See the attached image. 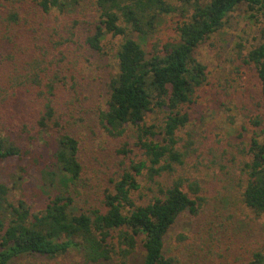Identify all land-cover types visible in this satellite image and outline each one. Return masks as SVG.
<instances>
[{"label": "trees", "instance_id": "16d2710c", "mask_svg": "<svg viewBox=\"0 0 264 264\" xmlns=\"http://www.w3.org/2000/svg\"><path fill=\"white\" fill-rule=\"evenodd\" d=\"M5 1L8 5L0 17V27L20 26L24 21L23 0ZM82 1L91 2L98 16L94 33L84 40L90 51L101 53L109 35L122 39L116 52L117 72L107 82L108 97L100 111V124L113 137L123 136L132 127L143 157L136 160L130 145L123 147L120 153L128 158L129 164L118 178L110 181L100 207L75 212V199L65 187L67 182L77 183L81 179L83 166L78 140L59 128L54 106L59 77L44 83L45 70L40 62L36 63L37 59L26 67H16L10 76V87L0 86V112L8 90L22 93L43 88L39 96L44 104L34 126L35 135L28 136L31 140L28 143L22 144L18 141L20 137L11 140L0 129V162L12 159L24 162L29 158L14 175L12 187L0 182V264H11L27 256L56 258L74 250L81 252L89 264H133L140 249L141 264H181L165 254V237L183 213L197 214L204 199L198 195L201 188L196 181L175 178L164 185L161 178L175 174L176 168L187 159V153L178 149V132L190 123L184 107L208 81L207 67L197 60L195 52L224 27L232 12L244 5L247 20L259 26V42L245 53L239 46L237 54L254 69L264 100V0H177L180 3L177 6L170 0H33V3L43 15H50L53 11L64 13L78 8ZM172 14L182 18L175 29L176 37L166 43L153 41L163 17ZM79 25V21L72 23L70 35H74ZM64 43L61 37L57 48ZM149 117L154 122L149 124ZM252 124L257 130L249 147L244 148L249 160L244 161L241 169L242 199L255 214L263 215L264 119L255 118ZM30 168L38 170L41 183L48 189L57 188L46 198L42 209H36V203L28 198L12 199L16 184L17 188L23 187ZM141 178L146 179V190L152 194L146 203H139L135 197L144 188ZM185 183L195 198L184 189ZM246 264H264V247Z\"/></svg>", "mask_w": 264, "mask_h": 264}, {"label": "rangeland", "instance_id": "374dc122", "mask_svg": "<svg viewBox=\"0 0 264 264\" xmlns=\"http://www.w3.org/2000/svg\"><path fill=\"white\" fill-rule=\"evenodd\" d=\"M170 1L180 5L177 0ZM7 5V1L0 0V17ZM21 5L23 23L17 27H0V86L9 88L16 67H26L35 59L45 70L44 83L59 77L54 96L59 128L78 140L83 166L81 179L77 183L67 182L65 188L75 199V212L99 208L110 181L118 178L129 164L120 150L129 144L136 160L143 157L132 127L123 136L113 137L100 124V111L108 97L107 82L117 72L116 52L122 39L109 35L101 53L89 50L84 40L94 33L98 19L89 1L50 15H43L33 0H23ZM245 11L244 5L239 6L228 16L224 27L197 48L195 57L207 67L208 81L184 107L190 123L178 132V149L187 153V159L176 168L175 174L161 178L164 185L175 178L196 181L201 188L198 195L204 199L197 214L183 213L165 237V254L181 264H246L264 247V214H255L242 199L241 169L244 161L249 160L244 148L249 147L257 130L252 121L258 117L264 119V100L257 75L237 54L239 46L245 53L259 42V26L247 20ZM181 20L179 14L164 16L152 40L166 43L174 39ZM74 21L80 25L70 35ZM132 36L139 40L137 34ZM61 37L65 43L57 48ZM42 90H22V93L8 90L3 96L7 99L0 112V129L11 140L20 137L18 141L24 144L31 141L30 134L35 135L34 126L44 104L39 96ZM147 121L154 122L152 117ZM28 160L0 162V182L12 187L14 175ZM141 179L144 188L135 197L139 203H146L152 194L146 190V179ZM184 189L195 198L187 183ZM55 192L57 188L48 189L41 183L38 170L30 168L26 183L21 189L16 184L12 199L25 197L36 203V209H42L46 198ZM142 256L140 249L133 264H141ZM11 264L89 263L81 252L74 250L56 258L27 256Z\"/></svg>", "mask_w": 264, "mask_h": 264}]
</instances>
